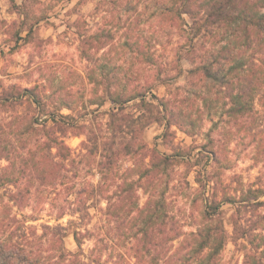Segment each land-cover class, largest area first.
I'll return each instance as SVG.
<instances>
[{"label": "clouds", "instance_id": "9594fccd", "mask_svg": "<svg viewBox=\"0 0 264 264\" xmlns=\"http://www.w3.org/2000/svg\"><path fill=\"white\" fill-rule=\"evenodd\" d=\"M0 264H264V0H0Z\"/></svg>", "mask_w": 264, "mask_h": 264}]
</instances>
